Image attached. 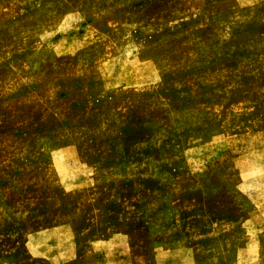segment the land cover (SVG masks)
Here are the masks:
<instances>
[{
    "label": "rangeland",
    "instance_id": "rangeland-1",
    "mask_svg": "<svg viewBox=\"0 0 264 264\" xmlns=\"http://www.w3.org/2000/svg\"><path fill=\"white\" fill-rule=\"evenodd\" d=\"M0 264H264V0H0Z\"/></svg>",
    "mask_w": 264,
    "mask_h": 264
}]
</instances>
